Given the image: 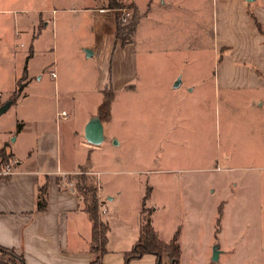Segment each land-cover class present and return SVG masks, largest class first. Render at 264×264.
Instances as JSON below:
<instances>
[{"label":"rangeland","instance_id":"374dc122","mask_svg":"<svg viewBox=\"0 0 264 264\" xmlns=\"http://www.w3.org/2000/svg\"><path fill=\"white\" fill-rule=\"evenodd\" d=\"M115 1L123 6L114 12L106 8L108 0H0L1 37L12 42L15 30L31 24L38 36L40 52L29 62L34 81L24 90L20 112L26 115L47 92L46 105L54 114L55 82L60 94L56 99L60 106L68 105L78 124L96 112L102 99L98 86H107L110 71L122 63L136 70L141 82L133 93L115 95L109 85L115 98L101 150H93L86 160L78 146L75 158L84 167L140 172L143 192L146 185L154 186L149 202L164 206L155 213L150 208L149 218L165 232L179 229L183 264L209 263L215 244L223 252L219 264H240L245 255L253 258L252 264H264V91L214 85L213 69L224 50L213 55L212 0L155 9L143 19L137 12L131 38V0ZM135 1L143 11L147 0ZM117 19L124 25L121 36L114 29ZM122 38L135 42L121 48L117 43ZM16 40L17 47L22 43L25 48L26 38ZM185 70L191 73L185 82L198 85L191 96L182 87L171 88L177 73ZM261 95L263 111L251 115L252 102ZM101 177L124 190L136 178ZM147 209L141 217L148 215ZM245 243L251 245L244 248Z\"/></svg>","mask_w":264,"mask_h":264},{"label":"crops","instance_id":"0c3cea01","mask_svg":"<svg viewBox=\"0 0 264 264\" xmlns=\"http://www.w3.org/2000/svg\"><path fill=\"white\" fill-rule=\"evenodd\" d=\"M185 2L190 0H147L142 11L136 1L131 0L136 12L142 14L140 19L146 18L147 13L152 10H166L170 8L169 6H172L173 10L176 5H184ZM211 9L213 55L224 50L223 60L216 63L213 69L214 85L223 87L242 85L250 88V92L259 91L257 88L264 91V31L261 30V27L264 28V0H212ZM41 14V12L38 14L39 20L42 19ZM44 24L47 25V22ZM34 26L31 24L24 30H15L12 33L14 34L12 42L5 39V36H0V105L14 99L7 111L0 115V149H4V152L11 156L9 159L11 165H6L0 170L7 172L0 175V262L17 264V258H20L23 264L91 263L94 257V253L90 251L91 223L83 210V199L74 188L75 175L83 172L91 176L96 185L99 219L108 226L106 252L101 257V264H124L125 253L131 250L138 238L141 208H148L146 212L149 216L150 208L153 207L152 212L155 213L159 209H164V206L149 202L154 186L146 185L143 192L144 186L140 184V178L137 176L140 172L124 169L110 171L88 166L87 168L81 160L75 158L74 152L78 146L82 148L86 160L90 152L101 150L99 148L106 142L110 114L108 121L102 122L104 141L100 145H92L83 138V130L88 119L97 115L98 107L96 106L94 114L83 118L78 124L74 123L71 109L67 108L68 105L66 108L60 106L59 97L56 99L58 86L55 82L52 85L55 99L54 114L51 115L52 109L46 105V99L50 95L47 92L41 93L38 98L41 102L32 106L26 115L20 112V107L26 100L24 90L34 81L29 62L40 52L37 47L38 36L33 33ZM135 31L136 29L134 34ZM192 31L193 29L190 31L191 36ZM16 37L18 40L27 39L25 48L22 43L17 47ZM194 41L195 49L200 51L196 34ZM134 42L133 39L117 45L121 48L129 47ZM177 74L180 83L176 88L182 87L188 95H193L197 83L184 80V76L191 73L185 70ZM108 76L107 85H111L115 95L119 91L133 93L141 82L140 74L136 70L124 68V63L122 68L114 73L110 71ZM177 76L172 79L173 82ZM37 79L41 80L40 77ZM18 83L23 87L14 98L12 94ZM104 83L99 84V92L106 85ZM171 88L175 89L173 85ZM65 95L67 98L71 96L69 93ZM252 106L254 110L251 111V115L263 111L262 95L256 98L255 103L252 102ZM258 107L260 108L256 109ZM11 109H13L11 115L1 120L3 114ZM45 111H50V114L45 115ZM61 111H65V117L60 115ZM102 175L120 176V180L123 175L137 176L131 178L133 183L130 186L134 190L113 188L108 178L102 179ZM63 176L67 179L66 184L61 183ZM45 186L46 207L44 211L37 212L38 189ZM65 186H72L74 191L63 189ZM146 192L147 199L143 205V196ZM150 222L162 242L168 243L178 231L179 264H183L179 229H169L165 232L162 227L154 225L151 217ZM250 245L245 243L242 247ZM1 249L9 252L2 253ZM261 252L264 253V249ZM222 253L219 250L218 260L215 263L210 260L207 264H219ZM245 257L246 255L242 257L240 264H252L253 258ZM130 264H156V258L146 254L132 260Z\"/></svg>","mask_w":264,"mask_h":264},{"label":"trees","instance_id":"16d2710c","mask_svg":"<svg viewBox=\"0 0 264 264\" xmlns=\"http://www.w3.org/2000/svg\"><path fill=\"white\" fill-rule=\"evenodd\" d=\"M109 4L106 8L108 9H118L123 5L118 4L115 0H108ZM131 8L133 16L131 17V25L128 27L130 30V38L134 32L135 25L138 21V14L134 7L130 4L128 6ZM124 28L121 20L117 19L115 22V30L117 35H120V32ZM121 36V35H120ZM130 38H122V43L130 42ZM23 85L21 83L17 84L15 91L13 92V97L16 98L22 90ZM109 85L102 89V99L100 104L97 106V116L100 121L103 122L109 118L110 114V103L114 97L113 91L109 89ZM12 100H14L12 98ZM20 126H18V129ZM11 156L4 152V149H0V170L3 169V163L10 159ZM5 166V164H4ZM74 188L83 199L84 202V212L88 216L91 223V248L90 251L94 257L90 264H101L102 255L106 252V240H107V231L108 226L99 219L98 214V199H96V185L93 183L91 176L85 175V173H78L74 177ZM46 186L40 187L37 194V205L36 211L41 212L45 210L46 207ZM143 205L144 201L147 199V192L143 196ZM144 211V208H141V213ZM138 238L135 242V245L131 248L130 251L126 252L124 255V264H130L132 260L139 259L141 256L149 254L156 258V264H179V253L180 247L177 242L178 231L172 236L168 243L162 242L155 231L151 226L149 216H143L140 220ZM2 253H8L9 251L1 249ZM0 264H3L0 262ZM17 264H23L20 258H17Z\"/></svg>","mask_w":264,"mask_h":264},{"label":"water","instance_id":"95a60500","mask_svg":"<svg viewBox=\"0 0 264 264\" xmlns=\"http://www.w3.org/2000/svg\"><path fill=\"white\" fill-rule=\"evenodd\" d=\"M252 1V0H247ZM87 55H91L90 51H87ZM179 79L173 84V87L176 88L179 86ZM12 100L6 101L0 105V115L7 111L8 107L10 106ZM87 124L84 127L83 130V138L87 143H91L92 145H100L105 137L103 135V123L100 121L99 117L92 116L88 119L86 122ZM218 244H215V246L212 249V262H216L218 260Z\"/></svg>","mask_w":264,"mask_h":264},{"label":"built area","instance_id":"2783aa9c","mask_svg":"<svg viewBox=\"0 0 264 264\" xmlns=\"http://www.w3.org/2000/svg\"><path fill=\"white\" fill-rule=\"evenodd\" d=\"M50 75H51V77H54V73H53V72H50ZM0 96H1V95H0ZM60 115L63 116V117H65V116H66L65 111H61V112H60ZM3 173L6 174L7 172H6V171H4V172H1V171H0V175L3 174ZM66 182H67V179H66V177L63 176V177L61 178V183L66 184ZM63 189H68V190H70V191H74L72 186H68V187L65 186V187H63Z\"/></svg>","mask_w":264,"mask_h":264}]
</instances>
